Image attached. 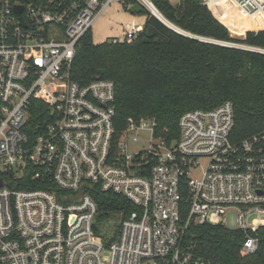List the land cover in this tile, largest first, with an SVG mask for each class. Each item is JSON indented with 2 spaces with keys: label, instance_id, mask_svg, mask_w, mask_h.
<instances>
[{
  "label": "built area",
  "instance_id": "built-area-1",
  "mask_svg": "<svg viewBox=\"0 0 264 264\" xmlns=\"http://www.w3.org/2000/svg\"><path fill=\"white\" fill-rule=\"evenodd\" d=\"M111 1L0 0V264H222L183 246L191 222L241 230L240 254L253 253L251 233L264 224V129L231 138L226 100L183 112L176 139L156 136L154 118H128L115 136L113 81L71 80L80 40ZM227 2L233 11L219 10L232 17L264 14V0ZM134 3L155 16L151 0ZM141 29L128 24L109 41L131 42ZM142 129L147 147L130 152ZM92 186L135 207L115 215L114 239L96 227Z\"/></svg>",
  "mask_w": 264,
  "mask_h": 264
},
{
  "label": "trees",
  "instance_id": "trees-1",
  "mask_svg": "<svg viewBox=\"0 0 264 264\" xmlns=\"http://www.w3.org/2000/svg\"><path fill=\"white\" fill-rule=\"evenodd\" d=\"M152 2L167 20L193 35L264 50V14L254 16L253 28L243 36L233 37L201 0ZM143 14L142 29L131 42L93 43L86 33L71 65L70 78L80 85L96 78L113 81L115 136L125 129L128 118L136 123L154 118L156 136L176 139L183 112L211 109L226 100L233 105L231 138L242 139L264 129V52L194 39L171 30L145 10ZM36 103L44 108L42 102ZM38 118L34 113L30 122ZM89 193L97 203V220L135 209L125 197L98 186ZM186 213L183 203L182 220ZM251 234L258 238L257 249L241 255V230L191 222L182 244L193 255L217 263L264 264V224Z\"/></svg>",
  "mask_w": 264,
  "mask_h": 264
},
{
  "label": "rangeland",
  "instance_id": "rangeland-1",
  "mask_svg": "<svg viewBox=\"0 0 264 264\" xmlns=\"http://www.w3.org/2000/svg\"><path fill=\"white\" fill-rule=\"evenodd\" d=\"M177 2L178 0L173 3ZM128 7L129 4H123L120 0H112L110 4L106 6V8L92 24L90 35L93 43H101L105 40H109L112 37L121 38L126 25L131 23L142 25L144 23L145 15L143 14V11L140 13H132L129 11ZM206 7L212 16L218 22H220L229 31V33H235L234 37L243 36L246 30L253 28V19L251 21L246 19L242 20V18H239L237 15L232 17L228 13H221L220 10L223 8L229 12H232V10H230L226 4L218 8H210L208 6ZM143 10L151 14L146 8H143ZM228 44L235 47L242 46L235 43ZM139 134L142 137L141 142H128V149L130 152L142 147H147L145 139L148 136V132L142 129ZM94 222L99 233L104 237V239L111 240L115 238L118 227V219L115 215H109L106 218H102L100 220H97L96 218Z\"/></svg>",
  "mask_w": 264,
  "mask_h": 264
},
{
  "label": "water",
  "instance_id": "water-1",
  "mask_svg": "<svg viewBox=\"0 0 264 264\" xmlns=\"http://www.w3.org/2000/svg\"><path fill=\"white\" fill-rule=\"evenodd\" d=\"M172 2H175L176 0H171ZM129 11L132 12V13H140L143 11V7L138 4V3H132L129 5L128 7ZM161 23H163L165 26H167L168 28H170L171 30L179 33V34H182V35H185V36H188V37H191V38H194V39H198V40H201V41H205V42H210V43H217V44H221V45H227V46H232V45H229L228 43L226 42H219V41H213V40H210V39H207V38H202V37H199L197 35H193L191 33H188V34H184L182 32H179L173 28H171L168 24H166L163 20H161L160 18H158L157 16H155ZM256 31V30H255ZM230 35L234 37L235 33L233 32H230ZM240 48H244V49H249V50H254V51H260V52H264V50H261V49H258V48H254V47H249V46H239ZM0 185H1V180H0Z\"/></svg>",
  "mask_w": 264,
  "mask_h": 264
},
{
  "label": "bare ground",
  "instance_id": "bare-ground-1",
  "mask_svg": "<svg viewBox=\"0 0 264 264\" xmlns=\"http://www.w3.org/2000/svg\"><path fill=\"white\" fill-rule=\"evenodd\" d=\"M224 4H226L229 8H230V10H232L233 11V5L232 4H228V2H227V0H221V1H219V2H217V3H215V4H213L212 5V8H218V7H221V6H223ZM148 8H149V10L155 15V16H157L158 18H160L161 20H163L166 24H168L171 28H173V29H175V30H177V31H179V32H182V33H184V34H188L187 33V31L185 32L183 29H181V28H179V27H177L176 25H174L173 23H171L169 20H167L158 10H156V9H153V8H150L149 6H148ZM256 14H259V13H255V14H253L252 16H247L246 14H244V13H238L237 14V16L239 17V18H242V20L243 19H246V20H248V21H251L253 18H254V16L256 15Z\"/></svg>",
  "mask_w": 264,
  "mask_h": 264
}]
</instances>
